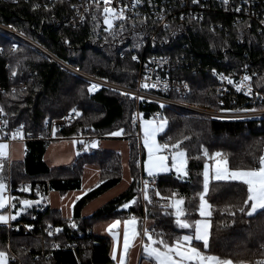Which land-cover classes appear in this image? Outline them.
I'll return each instance as SVG.
<instances>
[{"label":"trees","instance_id":"obj_1","mask_svg":"<svg viewBox=\"0 0 264 264\" xmlns=\"http://www.w3.org/2000/svg\"><path fill=\"white\" fill-rule=\"evenodd\" d=\"M70 12L71 7L64 0L52 6L0 2V22L34 39L59 59L87 74L124 86H134L137 66L133 57L148 33L144 21L121 20L115 27L108 28L103 22L100 6L92 5L86 23L72 28L64 24ZM217 22H222L224 26H217ZM245 24L247 21L232 26L226 17L211 14L201 21L174 23L172 28L158 34L160 42L171 38L170 45L155 40L156 48L148 49V53L184 56L181 67L175 68L173 74L178 79H185L190 91L181 97L172 94L175 98L211 108L221 107L217 102L211 68H235L246 62L252 72L257 71L253 75L255 86L264 91V54L259 49V37L253 25L245 31ZM89 87L87 80L64 69L36 49L0 32V108L3 109V127L0 130H14L23 124L26 130L36 134L44 130L45 121L59 118L67 110L75 109L81 113L72 124L55 130L52 139L75 140L77 154L67 165L50 168L43 163V151L51 140L36 137L24 140V159L9 162L13 187L11 197L17 198L13 209L19 207V201L23 199H38L41 203L51 189L65 192L79 188L83 166L86 163L99 166L98 181L72 205L71 220L48 207L38 212V203L24 207L10 227L0 224V250L7 252L9 264H76L77 260L81 264H110L109 242L93 234V223L109 217L140 214V164L137 161L142 160L143 149L129 126L134 98L103 86L90 92ZM139 108L144 119H151L156 110L160 111V116L153 120L167 119L164 131L158 134L159 143L169 142V137L172 138L171 143L182 140L181 147L186 150L187 176L177 175L173 170L161 173L158 175V189L164 196L169 197L175 192L177 198H184L182 209L189 221L199 218L201 169L208 160L203 155L204 149L209 155L222 152L232 169L256 167L259 156L263 155L264 116L222 120L176 107H158L145 99L139 102ZM117 130H122L128 141L131 182L124 191L83 217L80 215L81 207L121 178L117 150L87 149L85 145L93 138ZM21 181L25 184L16 189L15 184ZM209 189L205 196L212 206V215L208 217L209 254L231 259L235 264L264 260V210L258 209L251 216L239 211L241 206L249 207L243 205L246 186L239 181L210 180ZM134 197L136 203L126 209L121 207ZM229 205L232 206L229 210L222 211ZM34 214L35 218L31 219ZM146 216L153 220L150 230L164 233L169 242L183 233L192 234L191 229L179 228L175 209L171 206L162 209L149 204ZM18 218L28 225L29 231H24ZM71 221H75L76 228L71 227ZM56 228L61 231L55 232ZM49 231L53 234L49 235ZM53 242L58 248H52ZM69 242L77 243L75 251L63 247ZM202 243L193 241L192 245L203 251ZM42 249L46 250L45 256L36 260L35 256Z\"/></svg>","mask_w":264,"mask_h":264},{"label":"built area","instance_id":"obj_2","mask_svg":"<svg viewBox=\"0 0 264 264\" xmlns=\"http://www.w3.org/2000/svg\"><path fill=\"white\" fill-rule=\"evenodd\" d=\"M58 1L60 0H0V2L9 3L31 2L36 6H52ZM64 1L71 7V12L64 21L66 26L72 28L83 26L86 23L92 5L100 6L101 16L104 22V17L106 15L103 11L106 6L105 0ZM107 6L116 9L117 13H119L120 10L124 12L123 19L112 21L113 27L121 20L137 19L144 21V24H146L145 26L148 28V33L145 35L138 53L134 56L136 59H133L137 66L134 86L119 85L72 67L71 64L59 59L34 39L3 22H0V32L12 36L17 39V41L36 49L43 55L54 60L64 69L90 82V86L96 84L99 85V87L103 86L115 89L126 94L131 93V96L134 98V109L129 117V126L134 131L137 139H139L140 136L141 121L144 119L139 108V102L144 99L155 103L158 107H176L201 116L222 120L248 119L264 116V91L255 86L253 75L257 71L252 72L251 70L253 69L250 70V64L248 62L238 65V67L235 68H211L210 74L216 83L217 102L221 105L219 108H211L178 100L172 95L178 94L180 97L186 96L190 91L187 81L182 78L178 79L173 74L175 68L181 67V59L184 60V56H178L177 54L148 53V49L156 48V44H154L155 40L160 42V40H158V34L164 29L169 27L172 28L174 23L188 20L201 21L211 14H220L226 17L232 26L247 21V24H245V31H248L253 25L254 32L259 37V49L264 54V0H227V3H225L224 0H111L110 4ZM212 25L215 26L214 23H212ZM216 25L219 27L224 26L222 22H217ZM171 40V38H166L160 43L170 45ZM160 43H158V45ZM120 55L122 56V53H120ZM221 74L229 77L234 83L230 84L227 79H221ZM246 75L251 77V80L248 81L251 85V91L249 92L246 88L237 91L235 84L239 83ZM145 84L149 85V87H144L143 85ZM151 85H155V87H151ZM185 85H187V87H185ZM159 116L160 111L156 110L151 114L150 118L158 119ZM76 117V111L67 110L59 118L53 119L50 122L45 121L43 124L44 130L36 134L30 130H26L24 125L20 124L17 129L22 133V139L20 137L12 139V133L17 129H1L0 141L10 143L15 140L29 139L30 137L52 140L54 137V130L72 124L76 120ZM2 127L3 120L0 112V128ZM162 154L166 156L169 155L167 152ZM0 177H2L6 185L5 195L11 197L13 187L9 177V160L5 157L0 158ZM145 181L149 182L148 196L151 200L150 203L144 199L143 189ZM138 182L140 214L131 213V217L143 220L146 217V207L149 204L162 209L171 206L170 201L162 200L155 195V190H159L158 175L150 177L148 174H141ZM24 184L25 183L21 181L15 184V188H22ZM161 196L167 197L162 194ZM47 207L46 195H44L42 202L37 205V210L38 212H43ZM35 216L36 214L31 215L30 218L34 219ZM12 221L13 220L6 223L7 227L11 226ZM18 222L25 232L29 231L28 225L23 220H19L18 218ZM143 228L144 227H141L140 229L141 235ZM53 245H57L56 243H52V248H58ZM63 247H68L75 251L77 243L69 242ZM45 253L46 250L42 249L39 255L35 256V259L37 260L40 256H45ZM258 261H262V259H256L251 264H257ZM76 264L81 263L77 260Z\"/></svg>","mask_w":264,"mask_h":264},{"label":"snow or ice","instance_id":"obj_3","mask_svg":"<svg viewBox=\"0 0 264 264\" xmlns=\"http://www.w3.org/2000/svg\"><path fill=\"white\" fill-rule=\"evenodd\" d=\"M111 0H105V7L103 9L106 14L104 17V23L108 25V28H112V21L116 19H123L124 12L120 10L117 13L116 9L108 7ZM227 3V0H224ZM99 6V5H98ZM123 29V25H121ZM107 30V29H106ZM136 59V57H133ZM221 79H227L230 84L234 83L229 77L223 76L221 74ZM251 80L250 76H244L239 83H236L237 91L244 90L245 88L251 91V85L248 81ZM144 87H149L145 84ZM99 85L93 84L89 87V91H94ZM155 87V85H151ZM187 87V85H185ZM127 95H132L128 93ZM142 99V97H141ZM163 106V105H162ZM3 109L0 108V112ZM75 112V109H73ZM81 113L76 112V115ZM7 123V122H5ZM167 123V119H161L159 123L155 121H142V131H143V147L147 150V159L143 161V168L148 173L150 177L155 176L157 173L169 172L171 169H175L177 173H182L187 176V171L185 170V165L187 163L186 150L181 147L182 140L178 139L175 143H171V137L168 138L169 142L159 143L156 139L157 134L163 132ZM22 127V126H21ZM55 131V130H54ZM122 130L109 133V135H120ZM20 137L22 139V133L19 129L12 133V139ZM183 139H188L184 137ZM92 146L96 147V141L92 142ZM202 147V146H201ZM9 145L7 143L0 142V158L7 155V149ZM167 152L169 155H163L162 153ZM203 155L208 157V160H213L214 164L210 165L208 160L205 161L203 167V191L198 193L199 196V215L201 217L207 218L212 215L209 210L212 206L209 204L208 200L205 198L206 194L209 192L210 179L215 181H239L246 186V198L243 200V205H249L246 209L241 206L239 208L240 212H247L249 216L256 213L257 210H264V155L259 156L258 166L249 168H236L232 169L228 165L227 156L222 152L217 151L209 155L207 149H204ZM140 164V161H137ZM211 172V176H210ZM103 183V181H100ZM149 182H144V199L151 202L148 196ZM6 185L3 182L2 177H0V209H4L6 205L15 208L14 201L16 197H9L5 195ZM28 191L27 188L23 189ZM91 189H84L80 195H83L85 191H90ZM80 195H77L71 204H74L76 200L80 199ZM155 195L160 197L162 200H168L171 203V207L175 209L176 224L181 229H191V235H183L173 239L171 242L164 238V233H156L154 229L149 230V228L144 227L141 232L137 230V219L136 217H130L121 221L116 219L111 221L107 225V231L112 234L113 245L111 249V258L116 261V264H125L126 253L132 246L133 241L139 239L140 245L142 246L143 253L146 258L153 259L155 264H233L231 259L222 258L219 255L209 254L210 244H209V224L207 219H198L194 221H189L185 218V212L182 209L184 203V198H177V193L173 192L169 197L161 196L159 190H155ZM63 199V197H61ZM19 203L22 206H31L32 204H38L39 201L32 200H20ZM136 203V198L127 203L121 205L122 208H128L130 204ZM232 206L229 205L222 211L229 210ZM24 209L21 208L14 215L6 216L0 214V222L7 223L9 219L15 220L20 212ZM234 214V213H233ZM71 220V217H69ZM122 224V236H123V249L117 253V239H118V227ZM71 227L76 228L77 225L75 221H71ZM51 228V226H49ZM55 232H60V228L54 229ZM53 232L49 231V235ZM147 238V241L144 240ZM203 242L202 248L192 246V242ZM58 247V245H53ZM0 264H8L7 253L0 250ZM237 264H244L243 261L237 262ZM257 264H264V260L258 261Z\"/></svg>","mask_w":264,"mask_h":264},{"label":"crops","instance_id":"obj_4","mask_svg":"<svg viewBox=\"0 0 264 264\" xmlns=\"http://www.w3.org/2000/svg\"><path fill=\"white\" fill-rule=\"evenodd\" d=\"M150 120L155 121L156 123L160 122V120H153V119H143L142 121H150ZM142 121H141L140 131H139L140 136H139V139H137L139 146H141V148L143 149V157H142V160L140 161L139 177L141 174H148L143 168V161L147 159V150L143 147ZM117 131H114V132H117ZM158 134H157V137H158ZM157 137L156 139L158 141ZM93 141H96L97 143L96 147L92 146ZM7 144L9 145V148L7 149V155L5 156V158H7L9 162L10 161H21L24 159V156H25V141L24 140H15ZM85 148L87 149H91V148L100 149L101 148V149L117 150L120 155L121 178L116 184L109 187L108 189L98 194L97 196L93 197L92 199L88 200L81 207L80 215L83 217L90 215L92 212H94L97 208H99L109 199L113 198L114 196L124 191L131 182V175H130L129 164H128L129 145H128L127 139L125 138V136L122 135V133L120 135H109L108 134V135H104L101 137L93 138L85 145ZM76 154H77L76 142L74 139L64 138V139L51 140L47 142L45 146V149L42 154V161L47 167H50V168L64 166V165L69 164L73 160V158L76 156ZM164 173H168V172H164ZM159 174L161 173H157L156 175H159ZM98 178H99V166L94 163H86L83 166L79 188L70 189L65 192H60L58 190L51 189L47 192L46 201H47V206L49 210H58L63 218L71 217L72 216V205H73L71 204V207H69L71 201L74 200L77 195H80L84 189H89L91 186H93L98 181ZM61 197H63V199H61ZM32 201H37V200L35 199ZM24 207L26 206H22L20 204L19 207H17L16 209H13L9 205H6L4 209H0V214L6 215V216L14 215L21 208L24 209ZM130 217L131 216L109 217V218L98 220L92 225V232L94 235L102 237V238H106L108 240L110 258H111L110 253H111V249L113 245V238H112V234L106 230L107 225L113 220L120 219L121 221H123L124 219H128ZM136 219H137V230L138 231H141L140 230L141 227H147L150 230V227L153 224L152 219H149L147 216L143 220H140L138 218ZM198 219H207L209 228H210V220L208 217L204 218L199 215V218H197L196 220ZM9 221H11V219H9L8 222ZM0 224H6V223L0 222ZM122 227L123 226L121 224L117 229L119 233L118 239H117L118 256H119V252L123 249ZM183 235H190V234L183 233L181 236ZM144 240L147 241V238L144 237ZM7 258H8V255H7ZM111 260L112 262L110 264H116V261H114L112 258ZM8 264H9V260H8ZM125 264H155V261L153 259L146 258L145 254L143 253L142 246L140 245V241L139 239H137L136 241H133L132 246L130 247L129 251L126 253Z\"/></svg>","mask_w":264,"mask_h":264},{"label":"rangeland","instance_id":"obj_5","mask_svg":"<svg viewBox=\"0 0 264 264\" xmlns=\"http://www.w3.org/2000/svg\"><path fill=\"white\" fill-rule=\"evenodd\" d=\"M73 67V66H72ZM111 82H113V81H111ZM114 83H116V84H119V85H124V84H120V83H117V82H114ZM111 90H114V91H118V90H115V89H111ZM118 92H120V91H118ZM121 93V92H120ZM123 93V92H122ZM124 94H126V93H124ZM196 105V104H195ZM201 106V105H200ZM70 110H73V109H70ZM76 111V110H75ZM77 112V111H76ZM0 142H3V141H0ZM5 143V142H4ZM263 155H264V152H263ZM208 162H209V164L210 165H212V164H214V161L213 160H208ZM203 167H204V163H203V166H202V169H201V174H202V191H203ZM177 175H183L182 173H177L176 171H175V169L173 168L172 169ZM185 170H186V167H185ZM210 176H211V172H210ZM211 180V179H210ZM37 201H39L38 199H37ZM210 210V209H209ZM198 212H199V210H198Z\"/></svg>","mask_w":264,"mask_h":264},{"label":"bare ground","instance_id":"obj_6","mask_svg":"<svg viewBox=\"0 0 264 264\" xmlns=\"http://www.w3.org/2000/svg\"><path fill=\"white\" fill-rule=\"evenodd\" d=\"M140 161V160H139Z\"/></svg>","mask_w":264,"mask_h":264}]
</instances>
